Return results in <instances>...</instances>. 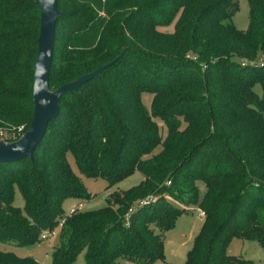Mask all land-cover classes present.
<instances>
[{
    "label": "trees",
    "instance_id": "16d2710c",
    "mask_svg": "<svg viewBox=\"0 0 264 264\" xmlns=\"http://www.w3.org/2000/svg\"><path fill=\"white\" fill-rule=\"evenodd\" d=\"M36 1L0 0L7 133L26 131L32 115ZM246 6L247 26L237 30L238 0H57L50 90L110 65L60 98L31 161L0 163V244L42 242L65 202L92 199L69 154L105 192L134 172L141 179L66 218L51 264H72L81 252L84 264L163 262V234L187 208L203 218L183 264H252L226 252L231 239L264 251V99L253 91L264 93V68L254 64L264 56V0ZM0 264L37 263L0 251Z\"/></svg>",
    "mask_w": 264,
    "mask_h": 264
},
{
    "label": "rangeland",
    "instance_id": "374dc122",
    "mask_svg": "<svg viewBox=\"0 0 264 264\" xmlns=\"http://www.w3.org/2000/svg\"><path fill=\"white\" fill-rule=\"evenodd\" d=\"M231 24L237 30H245L247 26V6L246 0H238V9L231 17ZM170 29V28H169ZM253 91L255 94L264 99V93L261 92L258 86H254ZM142 105L149 110L151 103V95L148 93H142L140 95ZM159 125V124H158ZM164 133V129L162 128ZM11 134H7L5 130L0 128V142L10 143L12 140ZM66 162L72 172L78 177L83 189L87 194L92 196L84 206H81L79 211L84 212L101 208L105 205V198L111 192L124 191L132 186H135L141 179L139 173L134 172L131 176L121 180L116 185L110 187L105 192L106 183L101 179L91 180L81 175L72 157L67 154ZM197 188L203 191V187L200 183H196ZM167 200L172 202L171 198L166 197ZM13 206L17 208L22 207V201L17 191L14 190L13 194ZM195 208H187L174 222L173 227L163 234V262H156L154 264H183L185 260V254L189 250L191 245V230L192 224L201 218H195ZM197 214V213H196ZM55 236L49 238L46 241L39 242L29 247H14L8 244H0V251H7L20 258H31L37 264H51L50 254L51 249L58 244V232L59 230L53 228ZM193 233V232H192ZM226 252L232 256H240L243 259L250 260L252 264H264V251L260 250L254 242L251 241H239L231 239L226 248ZM72 264H84L83 252L78 254ZM118 264H135L133 262L120 261Z\"/></svg>",
    "mask_w": 264,
    "mask_h": 264
},
{
    "label": "water",
    "instance_id": "95a60500",
    "mask_svg": "<svg viewBox=\"0 0 264 264\" xmlns=\"http://www.w3.org/2000/svg\"><path fill=\"white\" fill-rule=\"evenodd\" d=\"M36 5L39 8V21L35 39L36 54L33 61L31 87L32 115L26 131L18 140L5 144L0 142V163L31 161L32 153L42 139L48 122L58 114L60 98L72 94L86 82L98 78L100 73L110 65H103L51 91L48 85V75L52 58L54 27L59 17L57 0H37Z\"/></svg>",
    "mask_w": 264,
    "mask_h": 264
},
{
    "label": "built area",
    "instance_id": "2783aa9c",
    "mask_svg": "<svg viewBox=\"0 0 264 264\" xmlns=\"http://www.w3.org/2000/svg\"><path fill=\"white\" fill-rule=\"evenodd\" d=\"M191 59L192 60H195L194 57H192ZM254 64L256 66H258L259 68H264V56L263 55H259L256 58ZM204 68H205V66H201V69H204ZM24 132L25 131H24V128L23 127H18L15 130H13L12 132H9L7 134H11L10 135V137L12 139L11 141H13V140L19 139L24 134ZM167 185H168V183H167ZM80 207L81 206L78 205L77 207H71V208L67 209L62 214V216L60 217V219L58 220L55 228L59 230L63 226V224L65 222V219L68 218V217H70L71 215H73L76 211H79ZM194 211L197 213V214L195 213L196 218H201V219L203 218L202 212H200L197 209H195ZM129 212H130V210H128V213ZM53 236H55L54 231H51V230L44 231V232H42L40 234L39 239H40V241H46V240H48L49 238H51Z\"/></svg>",
    "mask_w": 264,
    "mask_h": 264
},
{
    "label": "crops",
    "instance_id": "0c3cea01",
    "mask_svg": "<svg viewBox=\"0 0 264 264\" xmlns=\"http://www.w3.org/2000/svg\"><path fill=\"white\" fill-rule=\"evenodd\" d=\"M76 204H77L76 202L68 200L67 202H65L64 211L69 209V208H71V207H75ZM81 206H84V205H81ZM195 218H196V215H195ZM201 221H202V219H199V220H197L196 222H194L192 224V228L193 229L190 231L191 232V240H190L191 243H192V240H193L194 236L196 235V233L198 232V230H199V228L201 226Z\"/></svg>",
    "mask_w": 264,
    "mask_h": 264
}]
</instances>
